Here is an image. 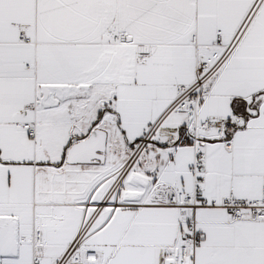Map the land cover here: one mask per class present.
I'll list each match as a JSON object with an SVG mask.
<instances>
[{"label": "snow or ice", "instance_id": "1", "mask_svg": "<svg viewBox=\"0 0 264 264\" xmlns=\"http://www.w3.org/2000/svg\"><path fill=\"white\" fill-rule=\"evenodd\" d=\"M0 264H264V0H0Z\"/></svg>", "mask_w": 264, "mask_h": 264}]
</instances>
